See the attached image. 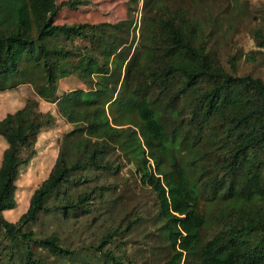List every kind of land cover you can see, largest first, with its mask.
<instances>
[{"label":"trees","instance_id":"obj_1","mask_svg":"<svg viewBox=\"0 0 264 264\" xmlns=\"http://www.w3.org/2000/svg\"><path fill=\"white\" fill-rule=\"evenodd\" d=\"M86 3L0 0V93L36 95L0 118V264H264V77L216 54L251 1L144 0L139 32L140 0L116 22L59 21ZM254 38L264 48V17ZM61 80L79 86L59 92ZM42 100L72 128L10 220L57 123ZM124 168L155 196L125 226L109 222ZM140 222L153 226L145 261L128 245Z\"/></svg>","mask_w":264,"mask_h":264},{"label":"rangeland","instance_id":"obj_2","mask_svg":"<svg viewBox=\"0 0 264 264\" xmlns=\"http://www.w3.org/2000/svg\"><path fill=\"white\" fill-rule=\"evenodd\" d=\"M86 4H82L80 9L70 10L64 9L61 14L60 22H89L98 23L103 21L116 22L126 16L128 3L130 0H85ZM249 15L245 20H239L234 32L227 40L221 39L216 45L217 56L222 58L224 64L228 67L227 60L233 56L242 55L243 58L239 63V72L241 74L251 73L253 75H261L264 77V53L259 54L257 61L246 60V55L252 50L261 49L256 44L254 38L255 29L261 27L264 17V0H250ZM144 0H140L138 11L136 13V30L139 32L141 23V8ZM225 3V0H223ZM59 92L67 89L69 86H79L78 82H70L69 80H61ZM62 88V89H61ZM36 97L33 89L29 85H21L14 90L0 93V118L11 111H15L21 107L24 102L30 98ZM43 110H52L57 117V123L54 128L44 131L38 141L39 155L33 162L22 170L18 181L17 197L19 201L18 208L8 214L10 220H16L26 208L29 198L33 190L48 176L52 166L58 155V147L64 133L69 131L72 126L69 125L57 112L55 104L47 103L42 100ZM51 107V108H50ZM5 143L0 137V158ZM127 168L123 169L120 181L124 183V190L120 196V203L111 213L109 222L121 224L125 226L129 221H133L136 216H141L144 212L154 213L155 196L149 189L140 185L134 175L127 172ZM150 214V215H151ZM150 224V222L148 221ZM140 222L136 226L132 237L130 238L129 251L136 260L145 261L148 259L149 250L145 247L142 235L146 231H152L153 226Z\"/></svg>","mask_w":264,"mask_h":264}]
</instances>
